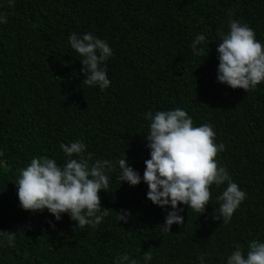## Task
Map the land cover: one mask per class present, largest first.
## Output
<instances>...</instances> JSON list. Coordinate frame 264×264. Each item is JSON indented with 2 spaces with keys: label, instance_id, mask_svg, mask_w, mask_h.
I'll return each mask as SVG.
<instances>
[{
  "label": "trees",
  "instance_id": "16d2710c",
  "mask_svg": "<svg viewBox=\"0 0 264 264\" xmlns=\"http://www.w3.org/2000/svg\"><path fill=\"white\" fill-rule=\"evenodd\" d=\"M0 13L7 17L0 23V231L16 232L13 246L0 236V264H117L125 254L137 264H201L200 257L227 264L237 245L246 257L251 241L264 243V82L246 92L217 79V47L230 21L264 45V0H0ZM73 33L111 48L107 88L82 82ZM198 35L206 38L201 55L192 49ZM177 108L193 126L213 127L225 146L216 160L246 193L227 224L213 219L227 182L211 186L202 214L179 204L184 224L166 231L171 205L149 200L143 179L135 186L119 179L125 156L143 177L146 114ZM75 141L86 145L90 165H115L100 191L109 214L95 228H75L68 213L56 220L47 209L24 210L18 199L20 170L39 157L63 167L70 157L60 145ZM121 210L131 213L127 223Z\"/></svg>",
  "mask_w": 264,
  "mask_h": 264
},
{
  "label": "clouds",
  "instance_id": "9594fccd",
  "mask_svg": "<svg viewBox=\"0 0 264 264\" xmlns=\"http://www.w3.org/2000/svg\"><path fill=\"white\" fill-rule=\"evenodd\" d=\"M8 2L12 6L14 0ZM6 22V15L0 13V23ZM229 27L230 32L222 37L217 47V79L233 89L254 90L264 82V45L256 40L254 30L247 25L232 20ZM205 39L204 35L196 36L192 43L194 54L203 53V48L198 49L197 46ZM69 42L83 57L82 82L98 86L101 90L107 88L110 80L104 62L113 54L109 45L90 33L82 37L73 33ZM146 119L151 121L146 135L150 159L145 161L143 177L129 165L125 156L118 161L121 182L135 186L143 179L148 185L149 200L160 207L171 205L172 210L167 212L163 224L166 231H170L174 223L184 224V217L179 214L183 208L178 207L179 204L202 214L211 200V186L227 182L226 189L218 197L222 201L219 212L215 210L213 219H222L225 224L230 222L246 193L217 162L216 157L225 146L215 142L213 127L209 124L193 126L191 117L180 108L157 111L155 115L148 112ZM60 147L70 157L63 167L53 159L39 157L33 158L20 170L19 179L15 182L20 205L33 212L47 209L56 220L61 219L62 213H68L72 220L77 221L75 228L87 225L95 228L109 214L106 210L101 211L100 191H107L109 177L106 171L114 170L115 165L108 160H97L90 165L91 153L85 158L86 145L82 141L70 145L62 143ZM74 155L79 159L71 158ZM118 213V219L127 223L131 213L126 210ZM15 235L16 232L0 231V236L6 237L9 246L14 245ZM144 259L150 261L151 252H146ZM200 259L203 264V257ZM124 262L137 264L127 254L119 257L117 264ZM227 264H264V243L251 241L246 257L241 246L237 245Z\"/></svg>",
  "mask_w": 264,
  "mask_h": 264
},
{
  "label": "water",
  "instance_id": "95a60500",
  "mask_svg": "<svg viewBox=\"0 0 264 264\" xmlns=\"http://www.w3.org/2000/svg\"><path fill=\"white\" fill-rule=\"evenodd\" d=\"M3 163H4V164H6V162H5V161H4Z\"/></svg>",
  "mask_w": 264,
  "mask_h": 264
}]
</instances>
